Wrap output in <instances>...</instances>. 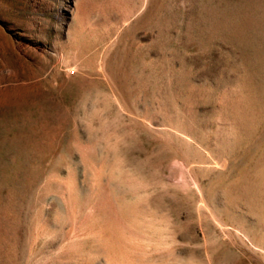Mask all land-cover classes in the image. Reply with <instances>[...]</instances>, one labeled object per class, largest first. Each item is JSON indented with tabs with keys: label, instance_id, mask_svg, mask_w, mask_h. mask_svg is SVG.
<instances>
[{
	"label": "rangeland",
	"instance_id": "rangeland-1",
	"mask_svg": "<svg viewBox=\"0 0 264 264\" xmlns=\"http://www.w3.org/2000/svg\"><path fill=\"white\" fill-rule=\"evenodd\" d=\"M0 264H264V0H0Z\"/></svg>",
	"mask_w": 264,
	"mask_h": 264
}]
</instances>
